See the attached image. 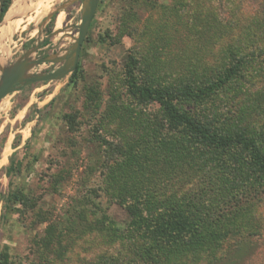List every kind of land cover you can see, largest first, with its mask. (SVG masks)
Listing matches in <instances>:
<instances>
[{
  "label": "trees",
  "instance_id": "trees-1",
  "mask_svg": "<svg viewBox=\"0 0 264 264\" xmlns=\"http://www.w3.org/2000/svg\"><path fill=\"white\" fill-rule=\"evenodd\" d=\"M132 7L121 10L122 22L131 21L126 16L133 15ZM12 8V0H3L2 18ZM210 18L212 29L219 31ZM238 20L228 25L238 32L214 61L192 50L188 61L143 79L139 59L128 53L122 68L126 90L138 105L154 112L150 118H137L144 122L136 123L138 149L130 147L135 135L129 131L123 135L119 130L123 140L115 142L108 135L111 124L91 129L105 158L106 192L130 212L119 223L92 204L89 215L106 242L96 264H217L229 249L231 234L256 236L263 230V217L249 197L264 193V11ZM92 26L93 21L70 76L73 83L85 71L87 43L114 47L122 42L110 33L92 39ZM189 28L205 46L225 35L198 29L194 21ZM52 29L53 23L47 30ZM89 99L95 102L94 92L89 91ZM102 116L114 122L116 115L110 109ZM65 122L74 131L76 114L65 115ZM10 162L5 208L10 213L32 211L41 221L47 214L43 197L33 191L22 165ZM54 232L38 235L42 238L35 244L41 256L34 264H62L57 254L51 256L67 252ZM9 257L5 250L0 262L9 264Z\"/></svg>",
  "mask_w": 264,
  "mask_h": 264
},
{
  "label": "rangeland",
  "instance_id": "rangeland-1",
  "mask_svg": "<svg viewBox=\"0 0 264 264\" xmlns=\"http://www.w3.org/2000/svg\"><path fill=\"white\" fill-rule=\"evenodd\" d=\"M18 1L12 0L13 7ZM131 1L100 0L93 17L92 39L110 33L122 42L114 47L102 46L95 40L87 43L83 54L85 71L76 83L71 81L69 72L61 79L29 85L0 102V255L7 250L9 264L38 261L41 254L35 242L50 229L61 236L67 250L57 251L52 258L57 254L62 264H96L105 253L106 242L89 215L92 204L100 205L119 223L130 217L129 210L106 192L105 158L100 141L91 130L111 124L107 127L111 140L121 141L119 130L123 135L129 131V135H135L130 139V147H139L135 128L144 122L139 123L137 118L143 119L144 115L150 118L154 111L138 105L126 90L122 68L128 53L139 59L143 79L152 78L156 72L161 74L165 68L171 71L175 65L188 61L192 50L205 61H214L238 32L228 25L236 18L249 20L264 11V0ZM130 4L133 15L128 14L126 18L131 21L124 23L121 10ZM79 5V0H66L62 8L47 14L37 11L25 22L10 44L9 58L0 77L2 83L19 75L43 73L52 67L75 41ZM11 12H5L3 18L1 12L0 30ZM60 13H63L62 26L55 31ZM207 17L212 23L210 17L214 19L219 31L212 29L215 27H211ZM193 21L198 29L225 35L205 46L199 36L190 34ZM16 59L20 62L16 63ZM89 91L94 92L95 102H90ZM110 109L116 115L114 122L102 116ZM68 114H76L78 121L72 132L65 122ZM232 116L236 118L235 113ZM11 160L13 166L22 165V174L28 176L33 191L40 199L43 197L47 214L41 221L32 211L10 213L5 208L3 196L10 185ZM54 174L57 177H49ZM249 200L264 222V193L251 195ZM227 243L229 249L217 264H264V227L256 236L231 234Z\"/></svg>",
  "mask_w": 264,
  "mask_h": 264
},
{
  "label": "water",
  "instance_id": "water-1",
  "mask_svg": "<svg viewBox=\"0 0 264 264\" xmlns=\"http://www.w3.org/2000/svg\"><path fill=\"white\" fill-rule=\"evenodd\" d=\"M66 0H19L13 7L12 12L0 30V77L4 66L7 64L10 44L21 31L25 22L42 8L51 7L52 10L62 8ZM79 21L74 43L61 53L55 63L46 72L39 74H26L9 78L3 82L0 79V102L13 93H19L29 85L39 82H47L61 79L73 72L79 62L80 53L84 40L88 35L89 28L97 10L100 0H79ZM3 0H0V16ZM47 14V13H45ZM2 54H4L2 56ZM72 74V73H71Z\"/></svg>",
  "mask_w": 264,
  "mask_h": 264
},
{
  "label": "bare ground",
  "instance_id": "bare-ground-1",
  "mask_svg": "<svg viewBox=\"0 0 264 264\" xmlns=\"http://www.w3.org/2000/svg\"><path fill=\"white\" fill-rule=\"evenodd\" d=\"M52 10V8L51 7H45V8H42L41 9V13L42 14H45V13H48V12H50ZM61 15V16H60ZM62 17H63V13H60L59 14V19H58V22H57V25L55 26V31H59L61 28V22L63 21L62 20ZM36 19H38V18H33L32 20H36ZM68 31V30H67ZM76 39V38H75ZM30 50V49H29ZM34 53V52H33ZM21 59V58H20ZM20 62V60L19 59H16V63H19ZM28 62V61H27ZM26 62V63H27ZM28 64H29V62H28ZM28 66H31V65H28ZM20 67H21V65H20ZM19 67V68H20ZM14 70L13 71H16V68H15V65H13V67H12ZM28 69L27 68H25L24 69V72H26Z\"/></svg>",
  "mask_w": 264,
  "mask_h": 264
}]
</instances>
